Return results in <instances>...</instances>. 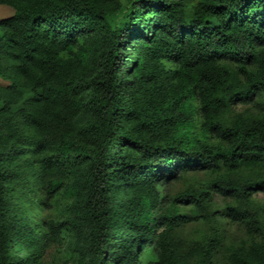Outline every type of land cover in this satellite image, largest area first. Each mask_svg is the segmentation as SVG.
I'll list each match as a JSON object with an SVG mask.
<instances>
[{
	"label": "trees",
	"instance_id": "obj_1",
	"mask_svg": "<svg viewBox=\"0 0 264 264\" xmlns=\"http://www.w3.org/2000/svg\"><path fill=\"white\" fill-rule=\"evenodd\" d=\"M127 2L0 0V264L65 238L80 264H216V216L247 235L221 264H264V0Z\"/></svg>",
	"mask_w": 264,
	"mask_h": 264
},
{
	"label": "rangeland",
	"instance_id": "obj_2",
	"mask_svg": "<svg viewBox=\"0 0 264 264\" xmlns=\"http://www.w3.org/2000/svg\"><path fill=\"white\" fill-rule=\"evenodd\" d=\"M124 3V7L114 14L111 17L113 23L118 22L123 14L127 11L128 2L127 0H122ZM10 13L9 9L5 6H0V18L8 15ZM10 81L3 79L0 76V85H7ZM238 109L244 108L240 104L236 107ZM199 173H202L200 171ZM199 177L204 175L200 174ZM189 177L186 176L183 180L174 182L171 184H167L164 186V192H168L169 194L180 191L183 186L188 182ZM254 201L258 203L260 206L264 208V192H257L252 195ZM231 199L222 196L219 193H214L212 200L210 202V207L212 210L221 209L227 201ZM57 208L62 206L61 202L55 203ZM182 210L187 211V207H183ZM264 213V210H263ZM39 216L36 211L32 215L33 219H37ZM262 220L264 222V215L262 216ZM214 231L216 232V236L219 240L220 252L217 255L216 264H221L222 260L226 259L228 255V249L232 246L239 245L247 239V235L243 229V227L237 223H233L229 218H225L222 216H216L214 222H212ZM207 230L206 225L203 222H191L186 225H182L178 228L176 234L178 238L181 240L184 246L189 245V243L197 238H200L202 235H205ZM17 253L19 255L22 254V250L17 248ZM156 251L151 246H146L142 254L140 256L139 264H145L149 260H154L156 258ZM33 264H80L77 260L75 254L69 251L68 248V239L65 238L64 243L62 245L56 244H48L43 246L40 251L36 255V261Z\"/></svg>",
	"mask_w": 264,
	"mask_h": 264
}]
</instances>
